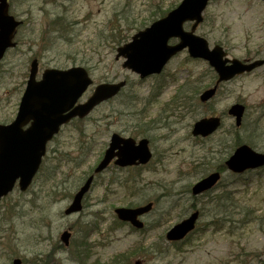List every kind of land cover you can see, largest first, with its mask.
Instances as JSON below:
<instances>
[{
	"label": "rangeland",
	"instance_id": "obj_1",
	"mask_svg": "<svg viewBox=\"0 0 264 264\" xmlns=\"http://www.w3.org/2000/svg\"><path fill=\"white\" fill-rule=\"evenodd\" d=\"M10 1L11 12L23 19L26 25L20 30L17 47L7 52L2 63L0 122L4 123H9L18 112L25 90L24 82L28 79V66L33 51L38 50L39 46L35 40L39 32L33 29L37 30L39 25L41 27L43 15L40 9L42 0ZM181 1L78 0L74 4L73 15H78L83 22L78 25L82 29L80 41L71 48L66 45L45 53L43 60H40V70L51 66L80 64L79 60L86 57L87 63H83L91 66L95 83L129 78L142 101L138 107L134 106L135 109L126 107L128 110H124L123 106H114V110L127 112L126 115L114 111L110 116L113 106H99L87 122L90 131L97 132V138L94 151L83 165L76 166L65 159L60 163L58 159L52 160L53 168L56 167L57 171L55 176L53 174L52 178L45 180L46 176L42 174L24 195L15 189L3 198L0 203V264H12L14 257H21L23 264H264V169L250 171L244 175L246 180L239 181L227 170L223 173L222 186L214 191L216 194L223 189H233L238 199L256 209L252 222L243 224L240 222L243 214H238L231 221L232 231L229 232L226 229L217 230L212 224L207 225L209 219L204 216L199 219V228L186 241L176 245L166 239V231L177 221L187 217L191 210L211 201V196H198L195 199L190 193L185 194L181 190L195 184L207 170L222 166L238 145V136L250 140L257 150L264 151V66L226 82L215 101L216 113H225L237 100L244 102L248 107L242 126L235 131V119L225 113V124L214 137L215 143L194 146L195 140L190 135L193 121L213 113L211 110L202 111L205 107L197 110L195 106L188 108L183 105L181 98L185 95H200L205 87L213 83L216 74L210 70L207 62L189 57L187 50L179 53L163 71L169 84L151 103L144 117L147 121L160 116V108L165 105L168 106L167 115L171 116L170 122L174 123L170 129H166L162 121L147 127L150 131L146 132V137L150 138L154 161L145 167H131L125 171L109 168L93 185L85 200L86 207L79 214H64L69 197L61 196L53 200L50 196L52 188L56 186H60L55 189L57 196L62 191L66 195L74 193L78 182L98 164L100 153L108 144L112 132L120 131L126 136L139 134L141 127L138 129L135 123L143 116L141 114L135 118L133 115L139 116L144 102L160 78L150 76L140 80L138 74L123 67L124 59H117L116 47L112 46V42L98 47V43L90 44L89 41H100L95 36L99 32L97 30L114 28L109 21L114 10L120 9L125 3L131 4L132 10L127 19H122V25L117 24L119 28L113 33L121 42L127 36V39H131L139 27L150 24L153 18L161 17L163 12L177 7ZM84 16L87 21H84ZM204 16L205 20L198 26L197 33L206 37L210 46L217 43L223 45L230 58L244 60L264 57V5L261 2L212 0ZM119 17L122 18V15ZM35 19L37 21L33 23ZM186 26L189 28L190 24ZM33 43L37 47L32 48ZM67 48L68 52H64L63 49ZM69 52L78 62L74 63L70 59L72 55H68ZM53 59L57 60L58 65ZM202 76L203 84L197 85L194 91L185 94L181 90L183 83H192ZM93 89L94 86L88 90L83 101ZM187 114L190 115L189 119L184 117ZM140 123L145 124L143 119ZM78 125L79 122H76L64 128L59 136L63 152L69 151L73 160L81 154L79 146L82 140L79 139L78 131H73ZM251 133L253 140L247 137ZM134 137L140 139L141 135ZM53 156L59 158L60 153ZM71 156L67 154L66 159ZM112 175L118 177L115 180H119V184L111 182L115 181ZM67 176V182L62 184ZM147 199H156L157 203L151 213L144 216L147 225L144 229H135L128 223L118 222L115 208L140 205ZM14 204L18 206L13 207ZM7 210L12 220L7 219ZM90 225L89 235L84 238L90 246L86 258L80 255L77 248H73V244L63 249L65 245L60 238L62 231L69 228L79 231Z\"/></svg>",
	"mask_w": 264,
	"mask_h": 264
},
{
	"label": "water",
	"instance_id": "obj_2",
	"mask_svg": "<svg viewBox=\"0 0 264 264\" xmlns=\"http://www.w3.org/2000/svg\"><path fill=\"white\" fill-rule=\"evenodd\" d=\"M209 0H183L178 7L167 14L166 17L157 20L145 31H141L133 37L132 42L119 47V56L127 57L125 67L128 66L135 72L147 77L152 73H159L169 58L177 54L183 48H188L191 56L209 60L211 66L218 71L220 81L233 77L236 73L251 71L256 66L264 63V60H256L251 64H242L234 59L231 65H227L228 58H224L226 52L223 47L216 45L212 50L204 37L193 33L196 26L203 20L202 12L207 7ZM10 3L8 0H0V60L9 46H14L12 41L18 24L15 17L9 14ZM189 20H195L193 31H185L183 24ZM172 37L181 39L179 44L170 45ZM38 61L32 63L30 80L27 90L22 98L19 114L10 125L0 124V201L3 195H7L15 187L19 179L21 189L26 190L31 184L34 174L38 171L45 154L47 141L58 132L60 126L69 122L75 116L84 117L93 110L99 102L117 94L125 85L123 82L116 84L105 83L99 86L91 98L85 104L76 102L91 83V79L83 67H72L67 70L51 68L46 70L42 79L38 80ZM215 88L207 90L202 100L211 98ZM245 107L237 103L229 109L230 114L236 117V122L241 124ZM32 122L31 126L24 128ZM220 118L205 117L195 123L193 134L203 136L210 135L219 126ZM110 146L102 162L96 168V172L106 168L114 157L116 163L121 166L146 163L151 158L148 147V139H142L136 144L134 138H123L120 135L112 137ZM226 165L236 172H244L250 168H258L264 165V153L255 151L251 146L243 144L238 147L228 159ZM94 176H90L85 184L78 190L71 206L66 213L78 212L82 209V199L89 190ZM220 179V173H212L198 181L193 186L194 194L212 189ZM152 204L143 207L117 208L116 212L121 220L130 221L137 227L144 224L138 219L144 212L150 210ZM199 211L192 213L186 219L180 221L168 231V238L177 240L184 238L189 231L196 226ZM69 233H64L61 238L68 244ZM14 264H20L17 258Z\"/></svg>",
	"mask_w": 264,
	"mask_h": 264
},
{
	"label": "trees",
	"instance_id": "obj_3",
	"mask_svg": "<svg viewBox=\"0 0 264 264\" xmlns=\"http://www.w3.org/2000/svg\"><path fill=\"white\" fill-rule=\"evenodd\" d=\"M52 1H59V0H52ZM56 4H58L56 2ZM60 5L57 8H54L52 10H50V12H45V20H47V24H48V32L47 34V38H49L50 35L56 36L58 35L59 37L61 36V42H69L71 43L73 40L75 41V39L78 37V33H73V31H75V25L77 23H79V21L73 20V18H71V14L69 13L67 8H64L62 10V8L60 9ZM59 10V11H58ZM126 10L124 12H122L121 14H125L126 15ZM164 13V12H163ZM162 13V14H163ZM118 14V15H117ZM116 17H114L113 20L119 21L118 20V16L120 15L118 13V11H116L115 13ZM111 31V32H110ZM107 32L109 33H105L102 37V42H107L110 43L112 42L113 44H117V43H122L120 40L118 41V37H116L115 34H113L114 32V28L108 29ZM74 34H75V38H74ZM73 41V42H74ZM72 42V43H73ZM103 42V43H104ZM156 121V120H153ZM238 129V128H237ZM237 129H235L237 131ZM247 137H251V139L253 140V133H251V135H248ZM237 144L246 141L245 139H241L239 136L237 137ZM249 139V138H248ZM251 140V141H252ZM250 142V140H248ZM247 141V142H248ZM209 166V163H206ZM225 166L224 164L221 166H219V169H221L222 171L225 170ZM208 171V170H207ZM206 171V172H207ZM206 174V173H204ZM239 179H244V177L242 175L239 174ZM245 180V179H244ZM190 187L188 186L185 190L190 192ZM214 191H209L207 194H204V196L208 197L211 196V201H208V210H210L208 212L209 216V220L211 224H214L217 229L219 230L220 228H227L228 230L232 229V220L235 216H238V214L240 215L241 213L243 214L241 216V221L243 224L244 223H248V222H252L253 217L252 215H254V211L256 209L253 208V206H249L248 204L242 202L240 199H238L235 196V193L232 189H223L221 190V192H218L216 194H214ZM18 206V204H14L13 207ZM202 211H206L205 208L203 207ZM8 213H10V211H8ZM204 213H202L203 215ZM212 220V221H211ZM91 229V226H86L85 228V232L81 233L80 235H76V239H74V243L73 244V248H77L78 251H80V255H84V257L86 258L89 254L90 248H89V244H87L86 240L84 238H86V236L88 235L89 231ZM77 251V253H78Z\"/></svg>",
	"mask_w": 264,
	"mask_h": 264
},
{
	"label": "bare ground",
	"instance_id": "obj_4",
	"mask_svg": "<svg viewBox=\"0 0 264 264\" xmlns=\"http://www.w3.org/2000/svg\"><path fill=\"white\" fill-rule=\"evenodd\" d=\"M158 120L161 121V120H162V116H161V118H158ZM91 149H94V148L92 147ZM150 160H151V159H150ZM112 176H113V179H112V180H115V179L118 178V177L114 178V177H115L114 175H112ZM84 208H85V205H83L81 211H83ZM144 214H145V212H144ZM79 224L83 225L81 222H80ZM66 232L69 233V237H68L69 240H74V238H73L74 235H73L72 231H71V230L68 231L67 229L61 232L60 237H61L64 233H66ZM63 249H65V247H63Z\"/></svg>",
	"mask_w": 264,
	"mask_h": 264
}]
</instances>
